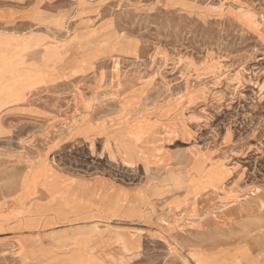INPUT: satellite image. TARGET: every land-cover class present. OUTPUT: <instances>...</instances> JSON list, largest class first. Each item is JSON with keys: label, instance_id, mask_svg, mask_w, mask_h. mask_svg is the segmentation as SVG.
Returning a JSON list of instances; mask_svg holds the SVG:
<instances>
[{"label": "rangeland", "instance_id": "374dc122", "mask_svg": "<svg viewBox=\"0 0 264 264\" xmlns=\"http://www.w3.org/2000/svg\"><path fill=\"white\" fill-rule=\"evenodd\" d=\"M0 39V264H264V0H0Z\"/></svg>", "mask_w": 264, "mask_h": 264}, {"label": "crops", "instance_id": "0c3cea01", "mask_svg": "<svg viewBox=\"0 0 264 264\" xmlns=\"http://www.w3.org/2000/svg\"><path fill=\"white\" fill-rule=\"evenodd\" d=\"M9 46H10V44H8L5 41L2 42V40L0 39V63L2 62V60H6L7 58H9L8 56H1L2 51H5V48H10ZM6 95H7V99H5V97H4ZM15 97H12V93H11V91H9V92H5L4 95L0 97V100H1V102L5 103V102H8V101H13V99Z\"/></svg>", "mask_w": 264, "mask_h": 264}]
</instances>
